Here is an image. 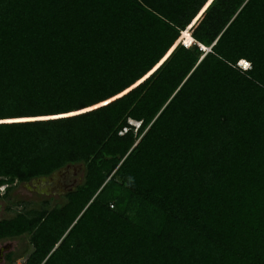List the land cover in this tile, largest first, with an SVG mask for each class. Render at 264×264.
<instances>
[{
    "label": "trees",
    "instance_id": "16d2710c",
    "mask_svg": "<svg viewBox=\"0 0 264 264\" xmlns=\"http://www.w3.org/2000/svg\"><path fill=\"white\" fill-rule=\"evenodd\" d=\"M66 165L20 264H264V0H0V202Z\"/></svg>",
    "mask_w": 264,
    "mask_h": 264
},
{
    "label": "rangeland",
    "instance_id": "374dc122",
    "mask_svg": "<svg viewBox=\"0 0 264 264\" xmlns=\"http://www.w3.org/2000/svg\"><path fill=\"white\" fill-rule=\"evenodd\" d=\"M129 122L134 125H137L133 120ZM133 125V126H134ZM74 171V169H73ZM75 175H69L67 181L73 177V182L68 185L69 189L73 188L77 183L81 181L82 167L78 165ZM50 182L48 181H39L38 183H33L32 180L24 183H19L14 186L11 191V196L13 199L22 200L21 204H10L8 209L5 208L4 204L1 203L0 206V218L8 217L14 214L16 211H19L24 204V206H37L41 203L42 200H46L48 206L53 205L55 202L62 201V194L58 190L55 191L54 188H50L49 191L45 192L43 189L49 187ZM3 186H0V192L2 191ZM29 244L27 243L26 237H13L0 240V264L4 262V253L11 251L14 256L13 264H20L25 259L29 252Z\"/></svg>",
    "mask_w": 264,
    "mask_h": 264
},
{
    "label": "flooded vegetation",
    "instance_id": "af4514ba",
    "mask_svg": "<svg viewBox=\"0 0 264 264\" xmlns=\"http://www.w3.org/2000/svg\"><path fill=\"white\" fill-rule=\"evenodd\" d=\"M77 167H78V165L65 166V167L59 169L58 171L51 173L50 175H48L46 177L33 179L34 180L33 183H38L39 181H42V182L48 181V182H50L49 187H45L43 189V191L47 192V191H49L50 188H54L55 191L58 190L59 193L60 192L64 193L69 189L68 185L73 182V177L69 181H67V177L69 175H73L75 173L74 171H76ZM73 169H74V171H73ZM0 204H1V202H0Z\"/></svg>",
    "mask_w": 264,
    "mask_h": 264
},
{
    "label": "clouds",
    "instance_id": "9594fccd",
    "mask_svg": "<svg viewBox=\"0 0 264 264\" xmlns=\"http://www.w3.org/2000/svg\"><path fill=\"white\" fill-rule=\"evenodd\" d=\"M189 36H190V35H189ZM190 38H191V37H190ZM191 42H192V38H191V40L188 41L187 43H185L183 39L181 40V44H182L183 46H186V47H187L188 45H190ZM202 48H203V47H202ZM204 49L207 50V48H204ZM237 65L240 66L238 63H237ZM240 67H241V66H240Z\"/></svg>",
    "mask_w": 264,
    "mask_h": 264
},
{
    "label": "built area",
    "instance_id": "2783aa9c",
    "mask_svg": "<svg viewBox=\"0 0 264 264\" xmlns=\"http://www.w3.org/2000/svg\"><path fill=\"white\" fill-rule=\"evenodd\" d=\"M240 62H244V64H242V63H240ZM238 64H239L242 68H245V67H246L245 65H247V62H245L244 60H239V61H238Z\"/></svg>",
    "mask_w": 264,
    "mask_h": 264
},
{
    "label": "water",
    "instance_id": "95a60500",
    "mask_svg": "<svg viewBox=\"0 0 264 264\" xmlns=\"http://www.w3.org/2000/svg\"><path fill=\"white\" fill-rule=\"evenodd\" d=\"M66 166H68V165H66ZM58 171V170H57ZM36 179H38V178H36ZM32 182H34V180L32 179ZM0 206H1V204H0Z\"/></svg>",
    "mask_w": 264,
    "mask_h": 264
},
{
    "label": "snow or ice",
    "instance_id": "6c2138e0",
    "mask_svg": "<svg viewBox=\"0 0 264 264\" xmlns=\"http://www.w3.org/2000/svg\"><path fill=\"white\" fill-rule=\"evenodd\" d=\"M247 67V65H245Z\"/></svg>",
    "mask_w": 264,
    "mask_h": 264
}]
</instances>
